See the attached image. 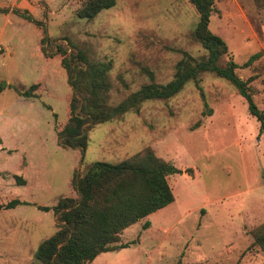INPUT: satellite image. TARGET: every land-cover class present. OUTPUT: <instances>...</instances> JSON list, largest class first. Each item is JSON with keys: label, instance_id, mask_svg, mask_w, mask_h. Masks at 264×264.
Returning a JSON list of instances; mask_svg holds the SVG:
<instances>
[{"label": "rangeland", "instance_id": "1", "mask_svg": "<svg viewBox=\"0 0 264 264\" xmlns=\"http://www.w3.org/2000/svg\"><path fill=\"white\" fill-rule=\"evenodd\" d=\"M83 1L0 0V202L35 203L0 210V264H35L38 244L56 230L53 212L36 205L76 196L74 171L145 147L183 170L168 177L174 200L124 229L126 246L88 264H264L250 233L264 225V132L227 79L200 74L207 110L191 80L168 99L95 125L84 150L60 146L71 87L57 45L109 62L113 104L148 83L147 71L157 83L171 80L182 51L207 54L192 35L198 13L189 0H116L91 19L77 16ZM214 1L209 29L228 48L220 62L239 64L264 110V0Z\"/></svg>", "mask_w": 264, "mask_h": 264}, {"label": "trees", "instance_id": "2", "mask_svg": "<svg viewBox=\"0 0 264 264\" xmlns=\"http://www.w3.org/2000/svg\"><path fill=\"white\" fill-rule=\"evenodd\" d=\"M189 2L198 13L192 35L207 51L206 56L193 57L182 51L171 80L157 83L153 73L147 71L149 82L115 104L110 103L112 83L108 74L109 62L90 60L82 51L74 53L68 47L56 46V51L62 53L61 65L71 87L69 117L57 132L60 146L84 150L88 132L95 125L121 117L129 111L139 112L145 101L168 99L191 80L199 91L205 109H209L199 85V76L203 72H211L230 81L245 98L250 115L259 122V132H264V110L254 101L249 80L242 79L235 72L239 64L233 59L224 64L220 62L228 48L224 39L209 29L215 1ZM115 3L116 0H84L76 13L81 18L91 19ZM4 10L0 8V11ZM41 49L44 50L43 47ZM260 56L261 52L250 55L242 67H247ZM36 86L32 84L29 89ZM29 89L24 95H30ZM200 122L198 120L193 124V128ZM190 171V168L186 169V172ZM181 172L182 169L157 156L151 147H145L116 163L95 161L83 173L74 171L70 185L76 196H63L51 206L36 205L38 209L53 212L56 230L38 244L34 252L35 264H88L102 252L126 246L127 243L121 242L124 229L171 203L174 195L168 177ZM16 177L19 184L25 183L20 176ZM21 204L35 205L14 197L0 202V210ZM149 226L150 221L145 220L142 229ZM250 233L253 239L251 246H258L264 254V225L253 228Z\"/></svg>", "mask_w": 264, "mask_h": 264}]
</instances>
